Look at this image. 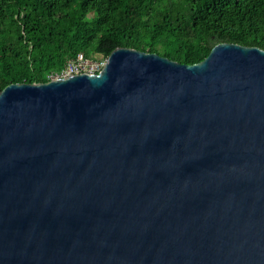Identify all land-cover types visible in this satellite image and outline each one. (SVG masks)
I'll list each match as a JSON object with an SVG mask.
<instances>
[{
  "label": "water",
  "instance_id": "water-1",
  "mask_svg": "<svg viewBox=\"0 0 264 264\" xmlns=\"http://www.w3.org/2000/svg\"><path fill=\"white\" fill-rule=\"evenodd\" d=\"M0 264H264V49L1 89Z\"/></svg>",
  "mask_w": 264,
  "mask_h": 264
},
{
  "label": "trees",
  "instance_id": "trees-1",
  "mask_svg": "<svg viewBox=\"0 0 264 264\" xmlns=\"http://www.w3.org/2000/svg\"><path fill=\"white\" fill-rule=\"evenodd\" d=\"M219 42L264 49V0H0V90L116 47L180 63Z\"/></svg>",
  "mask_w": 264,
  "mask_h": 264
},
{
  "label": "built area",
  "instance_id": "built-area-1",
  "mask_svg": "<svg viewBox=\"0 0 264 264\" xmlns=\"http://www.w3.org/2000/svg\"><path fill=\"white\" fill-rule=\"evenodd\" d=\"M106 58H88L82 53H78L72 59L68 60L61 70L50 72L47 78L49 80L78 73H96L105 65Z\"/></svg>",
  "mask_w": 264,
  "mask_h": 264
},
{
  "label": "rangeland",
  "instance_id": "rangeland-1",
  "mask_svg": "<svg viewBox=\"0 0 264 264\" xmlns=\"http://www.w3.org/2000/svg\"><path fill=\"white\" fill-rule=\"evenodd\" d=\"M95 57H96V55L93 56V58H95Z\"/></svg>",
  "mask_w": 264,
  "mask_h": 264
}]
</instances>
